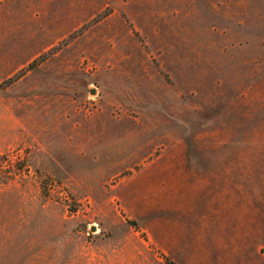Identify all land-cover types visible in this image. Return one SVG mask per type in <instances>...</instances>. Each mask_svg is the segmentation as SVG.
I'll use <instances>...</instances> for the list:
<instances>
[{"label": "rangeland", "instance_id": "obj_1", "mask_svg": "<svg viewBox=\"0 0 264 264\" xmlns=\"http://www.w3.org/2000/svg\"><path fill=\"white\" fill-rule=\"evenodd\" d=\"M0 264H264V0H0Z\"/></svg>", "mask_w": 264, "mask_h": 264}, {"label": "water", "instance_id": "obj_2", "mask_svg": "<svg viewBox=\"0 0 264 264\" xmlns=\"http://www.w3.org/2000/svg\"><path fill=\"white\" fill-rule=\"evenodd\" d=\"M91 95L93 94V93H90ZM92 232L94 231L93 229L91 230Z\"/></svg>", "mask_w": 264, "mask_h": 264}]
</instances>
